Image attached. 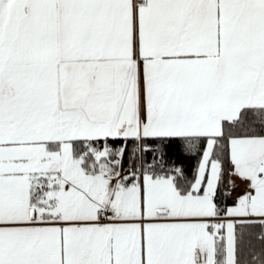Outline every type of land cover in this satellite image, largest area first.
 Returning a JSON list of instances; mask_svg holds the SVG:
<instances>
[{
    "label": "snow or ice",
    "instance_id": "1",
    "mask_svg": "<svg viewBox=\"0 0 264 264\" xmlns=\"http://www.w3.org/2000/svg\"><path fill=\"white\" fill-rule=\"evenodd\" d=\"M0 264H264V0H0Z\"/></svg>",
    "mask_w": 264,
    "mask_h": 264
}]
</instances>
